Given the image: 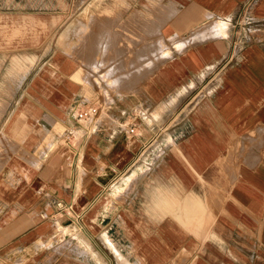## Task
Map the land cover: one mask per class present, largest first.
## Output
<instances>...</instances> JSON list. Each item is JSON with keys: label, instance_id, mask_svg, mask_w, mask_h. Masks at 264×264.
<instances>
[{"label": "crops", "instance_id": "crops-1", "mask_svg": "<svg viewBox=\"0 0 264 264\" xmlns=\"http://www.w3.org/2000/svg\"><path fill=\"white\" fill-rule=\"evenodd\" d=\"M28 3L0 0V21L22 28ZM68 4V48L54 40L30 78H0L8 90L0 98V261L264 264V41L246 40L243 27L264 30V0ZM218 21L222 34L204 36ZM76 35L86 37L87 60L95 36L106 41L102 57L127 56L141 36L163 38L170 55L133 73L131 91L105 111L98 106L96 129L77 126L71 108L88 101V67L71 55ZM20 38L19 51L44 52ZM128 60L120 62L138 68Z\"/></svg>", "mask_w": 264, "mask_h": 264}, {"label": "rangeland", "instance_id": "rangeland-1", "mask_svg": "<svg viewBox=\"0 0 264 264\" xmlns=\"http://www.w3.org/2000/svg\"><path fill=\"white\" fill-rule=\"evenodd\" d=\"M69 8H71V6H69L68 0H29V3H28V19L26 21V24H24L22 22V28H20V22L18 20H10V22L9 21H0V47L3 46V42L6 41L7 44L9 43V45H7L8 48L12 49V52L6 53L7 66L11 65L12 59L14 57H17V56H20V57L31 56V57H33L34 63L32 66H30L29 69H27L28 71L26 72L28 78H30V76H32V74L36 70L37 66L39 65V61L47 59V57H49L51 55V54L45 52V50L50 49L52 47L54 40H56V42H58V40H59L58 44H59L60 48L67 49L68 48L67 47L68 29H67L66 24H67V17H68L69 11H70ZM87 9H89V6H85V7L77 6L76 11L78 13L79 12L80 13H87V11H88ZM71 11L73 12V9ZM35 13H39V16L35 15ZM52 13H60V15H61L60 20H59V18L57 19L56 17H52V15H51ZM57 24L58 25L61 24V26H62L61 29H58L59 26H57ZM243 27L246 28L244 30V31H246V35H244L246 40H256V39L260 38L264 41V30L262 32H260L259 30H256V29H258V27L260 28L259 24L257 25L253 21H251L250 23H246V24L244 23ZM263 28H264V26H263ZM21 34H22V41L26 40V38L24 40L23 36L25 37L27 34L26 42H27V46L29 49L36 48V46L39 44H44V52H23V51H19V48H21L20 43H19L20 39H21L20 38ZM75 37H76L75 39H76V44H77L75 46V48H77L78 51L76 53L72 52L71 55L79 58L81 63L83 65L87 64V67H88V69H87L88 73H86L87 76H85L86 79L84 80L87 82L86 86L88 89V91L85 95V98L88 100L89 103H92V104L99 106L102 111H105L107 105H109V103H111L113 101L114 95H116V94L120 95V94L131 91V78H132L133 73H136V75L141 74V73L144 74L150 70V68H148V66H149L148 64H152L155 61L157 62V61L163 59L162 57H165V56L160 57L157 54L154 55L153 53H149L148 57L142 58L140 61L138 60L137 56L139 54V51L144 50V48L147 47V44L149 42H152L155 38L157 39V37L147 38L145 36L140 37L139 45L137 46L135 51L132 48L133 46H131V44H129L130 45L129 48H132V51L130 50L128 52V54H127L128 58L126 57V55L124 57H122L121 54H119V53L114 54L115 56L112 55L113 57L109 56L108 58H106L104 56L105 54L103 55V57H101L102 54L98 51L99 45H100L99 44L100 39H99V37L95 36V37H92L93 46L92 47L89 46L90 44H87V46H86L88 49L96 50L93 53V55L95 56L93 58L94 60L93 59L92 60L97 62L99 64L98 65L99 67L94 68L91 66V64H92L91 60L90 59L87 60L85 58V53L83 52V48L85 46L84 40L86 37H84V35H82V36L76 35ZM31 51H33V50H31ZM136 51H138V52H136ZM120 57H121V59L122 58L130 59L129 60L130 64L134 60L133 63L137 64L138 68L131 69L128 67H124V68L120 67L118 72L115 73L116 75H114V74L111 75L112 78L109 76L107 77L106 75H103L104 74L103 72H105V70H108L107 68H109L111 64L114 65L113 62H111V61L112 60L114 61L116 58H118V60H119ZM154 57H155V59H154ZM107 59L108 60L110 59V60L108 61ZM121 59L119 60V63H118V61H116L117 59L115 60L114 63H117L120 66L123 65V64H120ZM135 59H136V61H135ZM106 62H109V63L111 62V64L106 63ZM122 62H124L123 59H122ZM137 62H139V63H137ZM139 65L142 67H140ZM140 68H141V70H140ZM7 70H8V68L1 71L0 78L3 77L4 74L7 75ZM18 74L19 73H15L11 77L13 82L17 81L20 78V76H19L20 74L19 75ZM114 76L116 78H114ZM15 78H17V79L15 80ZM119 78H121V79H119ZM113 79H114V81H113ZM115 79H117L118 81L115 82ZM14 88L17 90L18 93H20L22 91L23 86L21 88H18V85L13 83L12 92H16V90ZM66 247H67V244H63L61 247H59L55 251L56 252L57 251L65 252ZM0 264H9V263H3L0 261Z\"/></svg>", "mask_w": 264, "mask_h": 264}, {"label": "bare ground", "instance_id": "bare-ground-1", "mask_svg": "<svg viewBox=\"0 0 264 264\" xmlns=\"http://www.w3.org/2000/svg\"><path fill=\"white\" fill-rule=\"evenodd\" d=\"M95 14V13H94ZM105 25V24H104ZM42 27V26H41ZM107 29V28H106ZM98 30V29H97ZM96 30V31H97ZM40 31V30H39ZM109 31H111V30H109ZM117 31V30H116ZM197 32V31H196ZM222 32H223V24L222 23H220L219 21L218 22H214V23H212L209 27H208V29L204 32V36H206V37H208V36H216V35H221L222 34ZM111 33V32H110ZM201 33H203V32H201ZM99 34V33H98ZM196 34V33H195ZM198 35V34H197ZM99 36V35H98ZM106 36V35H105ZM117 36V35H116ZM202 36H203V34H202ZM102 37V36H101ZM104 37V36H103ZM110 37V36H109ZM106 38H108V37H106ZM106 38H105V40H106ZM25 39V38H24ZM92 39V38H91ZM99 39H100V37H99ZM104 38H102L101 39V41L103 40ZM200 39H201V37H200ZM203 39V38H202ZM108 40V42L107 43H110L111 42V39L109 38V39H107ZM92 41V40H91ZM106 43V41H102V43ZM177 42H179V39H178V41ZM98 43V42H97ZM101 43V42H100ZM99 43V44H100ZM102 43H101V46H102ZM113 45H114V40H113ZM98 44V45H99ZM181 44H183L182 43V41H180L179 42V46H181ZM95 45V44H94ZM107 45V44H106ZM154 45V46H153ZM176 46H177V43H176ZM111 47H112V45H111ZM166 47V42L164 41V39L163 38H157L155 41H152V42H149L148 44H147V47L146 48H144V50H140L139 51V54H138V60L140 61L142 58H146V57H148L149 55V53H153L154 55H159L160 57L161 56H167L168 54H169V51H168V48H165ZM100 48V50H101V48L102 47H99ZM104 49H106V48H104ZM103 49V50H104ZM108 49V48H107ZM106 49V50H107ZM90 51V50H89ZM105 51V50H104ZM100 52V51H99ZM108 52H110V51H108ZM111 52H112V49H111ZM110 52V53H111ZM104 53V52H103ZM114 53H115V51H114ZM108 54V53H107ZM111 54H113V53H111ZM134 54V53H133ZM104 55V54H103ZM110 55V54H109ZM130 55V54H129ZM128 55V56H129ZM153 55V56H154ZM112 56V55H111ZM113 56H115V55H113ZM112 56V57H113ZM121 56H123V55H121ZM131 56V55H130ZM135 56V55H134ZM152 56V55H151ZM102 57V56H101ZM109 57V56H108ZM127 57V56H126ZM105 58V57H104ZM111 58V57H110ZM128 58V57H127ZM127 58H122L124 61L127 59ZM163 58V57H162ZM106 59V58H105ZM104 59V60H105ZM117 59V60H116ZM115 60L116 61H119L120 59H121V57H120V59L118 60V58H116ZM134 59V58H133ZM154 59H155V57H154ZM94 60V59H93ZM93 60H91V62H92V64H91V66L92 67H94V68H96V67H99L98 65V63L97 62H95V61H93ZM102 60V59H101ZM108 60V59H107ZM110 60V59H109ZM108 60V61H109ZM115 60L114 61H111V62H113V64L114 65H112L111 64V62L109 63V62H106V63H109V64H111L110 65V67L109 68H107L108 70H105V72H103L104 74L103 75H106L107 77L109 76V77H111V75L112 74H114V75H116L115 73H117L118 72V70L120 69V67H124L123 65H119V64H117V63H114L115 62ZM130 60V59H129ZM128 60V61H129ZM137 60V61H138ZM151 60V59H150ZM157 60V59H156ZM97 61V60H96ZM99 61V60H98ZM135 61H136V59H135ZM152 61V60H151ZM3 62V61H2ZM132 62H134V60L132 61ZM33 63H34V58L33 57H31V56H24V57H20V56H17V57H14L13 59H12V62H11V65L9 66V68H8V70H7V76H9V77H12L15 73H19L18 75L20 76V80L25 76V74H26V72L28 71L27 69H29L30 68V66L31 65H33ZM90 63V62H89ZM137 63H139V62H137ZM149 63V62H148ZM147 63V64H148ZM120 64H123L122 62L120 63ZM125 64V63H124ZM128 64V63H127ZM130 64V63H129ZM154 64V63H153ZM1 65V64H0ZM142 65V64H141ZM138 66V65H137ZM140 66V65H139ZM149 66H151V65H149ZM126 67H127V65H126ZM140 67H142V66H140ZM1 69V68H0ZM99 69V68H98ZM140 70H141V68H140ZM87 76V75H86ZM122 76V75H121ZM120 76V77H121ZM15 77V76H14ZM71 77V76H70ZM119 77V76H118ZM133 77V76H132ZM112 78V77H111ZM114 78H116L115 76H114ZM17 78H15V80H16ZM86 79V78H85ZM104 79V78H103ZM119 79H121V78H119ZM110 81V80H109ZM113 81H114V79H113ZM118 80L117 79H115V82H117ZM9 83V82H8ZM21 83V82H20ZM19 85V84H18ZM9 87V86H8ZM9 89H10V87H9ZM15 89V88H14ZM12 91V90H11ZM7 92H8V90L7 89H5L2 85H0V98H3V95H4V93H6L7 94ZM12 94V93H11ZM13 96V94L11 95V97ZM13 98V97H12ZM5 101V100H4ZM2 99H0V105H4V104H6L5 102H4ZM7 101V100H6ZM9 102V101H8ZM7 105V104H6ZM3 112V111H2ZM12 116V115H11ZM5 126V125H4ZM36 148V147H35ZM28 151V150H27ZM25 152V151H24ZM29 152V151H28ZM30 153V152H29ZM32 155V154H31ZM37 157H36V162H37ZM133 176V175H132Z\"/></svg>", "mask_w": 264, "mask_h": 264}, {"label": "built area", "instance_id": "built-area-1", "mask_svg": "<svg viewBox=\"0 0 264 264\" xmlns=\"http://www.w3.org/2000/svg\"><path fill=\"white\" fill-rule=\"evenodd\" d=\"M99 113V107L95 104L89 103L86 100H77L71 108V114L75 120L77 126L82 125L83 122H86L88 125L90 123L94 124L92 127L96 129L97 123V115ZM94 128H85V135L91 134ZM130 131H134L133 128ZM75 131L69 130L66 135V140L70 141L75 139ZM59 206H66V214L69 216H73V212L71 211V207L69 205H65L62 202L58 203Z\"/></svg>", "mask_w": 264, "mask_h": 264}]
</instances>
